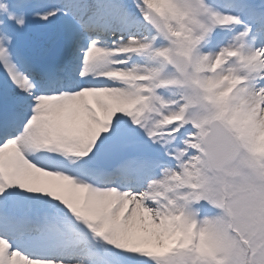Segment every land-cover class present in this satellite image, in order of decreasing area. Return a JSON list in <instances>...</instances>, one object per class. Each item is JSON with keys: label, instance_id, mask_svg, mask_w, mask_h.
Instances as JSON below:
<instances>
[{"label": "snow or ice", "instance_id": "1", "mask_svg": "<svg viewBox=\"0 0 264 264\" xmlns=\"http://www.w3.org/2000/svg\"><path fill=\"white\" fill-rule=\"evenodd\" d=\"M0 264H264V0H0Z\"/></svg>", "mask_w": 264, "mask_h": 264}]
</instances>
